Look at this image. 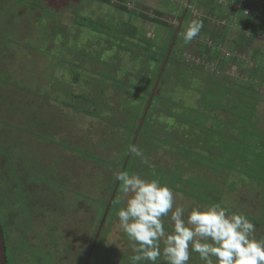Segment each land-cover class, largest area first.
<instances>
[{"label":"rangeland","instance_id":"374dc122","mask_svg":"<svg viewBox=\"0 0 264 264\" xmlns=\"http://www.w3.org/2000/svg\"><path fill=\"white\" fill-rule=\"evenodd\" d=\"M20 1L0 0V205L5 201V189L14 187L19 199L23 198L24 210L18 208L16 211L8 204L4 208L0 207V215L6 234L9 235V229L14 237L11 238L12 249L18 254L22 241L20 235L24 236L28 227L27 241H22L24 253H20L19 264H83L85 259L82 261L80 254L83 257L90 249L94 235L92 230L103 216L105 201L109 195L112 197L118 185L116 183L111 189L115 181L114 173L118 171L111 162H120L124 145L133 136L122 123L128 119L122 111L132 109L133 103L139 101L137 95L143 92L131 83L140 84L141 87L146 83L138 74L141 64L133 59L132 52L118 50L113 36L103 31L106 20H110L108 14L113 15L107 3L101 0ZM219 1L228 6L227 11L231 5L238 11L219 45L223 51L228 52L227 55H236L239 52L227 49L232 36H238L241 32V35H252L239 25L238 17L252 11L254 13L257 8H246L243 4L246 0ZM249 1L258 7L264 4V0ZM136 2L143 5H136L138 3L135 4V0L128 1L127 5L174 24L179 23L177 16L185 6L190 9L191 19L200 20L207 14L206 6L199 0ZM33 3L40 6L33 8ZM116 10L119 12L116 11L114 16H121L122 10ZM87 18L100 21L102 30L93 31L86 25L89 22ZM127 18L128 14L124 20ZM255 19L254 22L264 26V16ZM130 21L139 27L138 34L143 33L145 37H152L158 42L165 41L168 26L146 18L134 17ZM225 22V19H210L214 30ZM44 23L49 29L47 35ZM43 35H46L44 39ZM89 39L93 40V44L89 43ZM137 41L145 44L142 40ZM28 45L45 48V52L27 48ZM257 48L264 53V36H256L246 47L245 53L238 54V59H246L248 65L247 62H240L223 69L217 59L207 61L206 56L200 54L197 39L186 44L181 35L172 59L168 62L166 58L163 62L153 96L161 92L169 99L178 98L184 105L179 109L183 117L184 114L189 116L200 113L197 111L198 103L203 96L210 107L202 106L201 103L199 107L208 117L201 115L194 122L181 117L175 118L170 124L163 123L159 107L164 98L151 107L149 102L148 114L156 116L151 121L156 128L149 129L148 133L170 140L174 147L165 143L152 152L151 148L158 141L146 134L144 128L140 135L142 139L138 140L140 136L137 137L138 142H142L141 148L136 146L143 152V158L130 155L126 171L129 175L135 171L142 179H158L166 184L175 193L176 205H182L186 210L196 206H217V203L226 206L224 208L229 213L245 215L255 225V237L264 239V139L254 133H264V54L256 53ZM96 49L100 51L99 54L103 52V60L109 62L110 69L116 68L117 76L126 80L128 85L104 78L101 73L99 75L94 71H102L108 65L97 58L94 53ZM135 50L147 52L139 48ZM113 52H118V57H114ZM245 65L248 68L244 70ZM254 65L262 67L256 76H251ZM125 68L126 72L123 70ZM166 68L167 76L162 80ZM72 70L79 73L76 79ZM201 70L199 74L197 71ZM102 72L106 74L107 71ZM108 73L111 74L110 71ZM50 78L53 80L47 84ZM212 81L225 87L226 93L222 94L221 89H216ZM246 83L249 84L248 88L242 86ZM64 87H69V92L64 91ZM70 89L84 98L80 99L76 95L73 97L74 93ZM182 89L186 90L182 92ZM205 89L207 94L203 92ZM12 97L15 102H10ZM5 98L10 105L3 103L2 99ZM236 103H239V112L248 113H234L231 108ZM211 116H219L223 120L215 121ZM27 124V131L17 129V126ZM162 125L166 133L162 131ZM221 126L229 127V135H222L219 130ZM14 129L17 131L12 133ZM184 131L187 132L186 136H182ZM242 133L244 138L239 141L238 137ZM217 143L221 146L216 147ZM210 148L213 150V160H209L211 156L208 159L206 156ZM188 157L195 165L188 161ZM217 163L218 166L213 167L223 171L211 169L212 164ZM225 164L231 165V170L235 172L228 181L224 180ZM201 165L205 167L200 169ZM215 180L220 182L219 190ZM232 180L236 189L229 186ZM121 196L118 185L102 231L96 233L98 239L89 264H131V257L135 253L126 234L120 229L117 217L122 206L117 201ZM28 209H31L30 212ZM3 213L9 220L8 228ZM13 213H24V216H18V222H13ZM98 214L101 217H97ZM254 218L258 220L257 225ZM51 221L57 223V244L51 243V234L54 236L56 232L51 227ZM164 223L165 232H171V222L165 218ZM32 242L46 249H40L39 252L36 246L35 249L31 247ZM158 264H165V261L161 259ZM189 264L203 262L197 253H191Z\"/></svg>","mask_w":264,"mask_h":264},{"label":"trees","instance_id":"16d2710c","mask_svg":"<svg viewBox=\"0 0 264 264\" xmlns=\"http://www.w3.org/2000/svg\"><path fill=\"white\" fill-rule=\"evenodd\" d=\"M22 1H25V0H21L20 2H22ZM101 1L104 2V3H107L108 4V9L113 13V15L110 14V13L108 14V16L110 17V20L109 21L106 20L107 24H104L106 28L103 31H105L106 33H108V34L113 36L112 37V38H114L113 41L117 42L118 50L123 49L125 51H131L132 52L131 56L133 57V59H135V60L137 59L138 62L141 64V70L138 72V74H141L140 76L142 77L143 80H145V83H146L144 87H141L140 84L131 83V85L133 87H137L138 89L142 90L143 94L142 95H137V97L139 98L138 103H133V101L132 102L130 101L131 103H133V106H132L133 108L132 109H130L129 111H127V110H123L122 111V113L125 114L128 117V119L125 120V121H122V123H123V125H125V127L128 129V131H130L133 134L132 138H129L128 142L126 143V145H124L125 149H124V151L122 153V158H121L120 162L119 163L111 162L114 167H117V170H122V166H123V164H124V162L126 160L128 152L130 150V146L132 145V142L134 140V137H135L136 131L138 129L139 123H140V121H141V119L143 117V114L145 113V111L147 109V106L149 104V101H150L151 95L153 93L154 87H155L156 82L158 80V77L160 75L163 62L167 58L168 54H169V56H168L169 61L168 62H170V59H172V55L174 53V49H175V47H176V45H177V43L179 41V37H181L183 31L186 29L188 24L192 20H195V19H191L190 18V16H189L190 15V9L187 6L181 8V11L179 12V16H177V18L179 20V23L178 24H174L173 22H169V21H167L165 19H162L160 17H154V16H151L150 14H148L146 12L138 11L137 9L129 7L127 5V2L131 1V0H117L115 2H112V0H101ZM190 1H193V0H190ZM199 1L204 3L203 5H205L206 8H207L206 16H203L200 19V20L203 21V28L201 29L200 34L195 38V39H197V47L199 49L200 54H202L203 56H206L207 61L213 62L214 59H217L218 62L221 63V68H223V69H225L230 64H239L240 62H244V63L247 62V65H248V61L246 59H242V60L238 59V54L245 53V51L247 50L246 47L252 42L253 39H255L256 36H264V26L260 25L259 23L254 22L256 20L255 18H259L260 19L262 16H264V4L261 5L260 7H258L256 5L251 4V2L249 0L244 1L243 4H244V6L246 8L249 9L252 6L254 8H257V11L254 12V13L252 11V13H250V14L244 15L242 17H238V18H240L239 25L242 26L243 29H246V30L250 31L252 33V35H249V36L241 35L242 32L239 33L238 36L237 35L236 36L233 35L232 38L228 42L227 49L229 51H237L239 53L238 54L236 53V55H231V54L227 55L228 52L226 53L225 51H223L219 47V45H220V43H222L221 42V38H223L225 36V34H227V31L230 28V22L235 19V16L237 15L238 11H236V9L234 10L232 8L233 7L232 5L230 7L231 9L229 11H227L228 10V6L226 4H224L223 2H220L219 0H208V1L199 0ZM236 1H239V0H236ZM136 3H138V4H136ZM167 3L171 4L170 1H167ZM135 4L139 5V6L143 5V4L139 3V2H136V0H135ZM31 6L34 8V7H37V6H40V5L39 4L36 5L35 3H33ZM41 9H43V8H41ZM116 9L122 10V15L121 16H118V17L114 16V14L116 15V11H117V13L119 12ZM126 14H128V18L126 20H124ZM158 14L163 15L162 12L161 13L158 12ZM134 17L141 18V19L146 18V19L151 20L153 22H157V23H160L162 25L168 26L169 31H168V34L166 35L165 41L158 42V41H155L152 37H150V38L149 37L148 38L145 37V35L143 33L142 34H138V33H140L139 32L140 31L139 27L134 25V23H132L130 21ZM212 17L217 18L219 21H222V20L225 19L226 22L222 23L220 25V27H218L216 30H214L213 26L210 23V19ZM87 20L89 22H87L86 25L88 27H90L93 31H101L102 30L100 21L94 20L92 18H89V19L87 18ZM81 23L83 24V21ZM122 23H123V25H122ZM44 27H46V23H44ZM113 30H115V32L111 33V31H113ZM45 31H46V35H47L49 29H47V27H46ZM122 33L129 35L130 38L127 39L125 37V35L122 34ZM46 35H43V39L46 37ZM202 35H203V38L201 37ZM200 37L202 39H200ZM136 39L144 41L145 44L139 43ZM225 39H227V37H225ZM106 40H107V42L109 41L108 39H105V41ZM245 40H247L248 42L245 41ZM92 41L93 40L89 39V43L90 44H93ZM101 41H103V40L101 39ZM95 44L98 45V42H96ZM152 45H154V47H152ZM27 48H32V49H35L37 51H38V49H40V50L45 52V48L43 49L42 47L41 48H36V47H33L32 45H28ZM136 48H139V49H142V50H146L147 52H141L139 50H135ZM80 52H83V51H80ZM99 52L100 51L96 49V51L94 53L96 54L97 58L100 59V61H102L105 65L108 64L107 66H105V69H104L107 72L105 74L104 72H102L104 70H102V71L101 70H94V71L98 72L99 75L102 74L101 76H103L104 78H111V79L117 81L118 83L128 85L126 80L121 79L120 77L117 76V73L115 71L116 68L114 70L110 69L111 65L109 64V62H107L106 60H103V57H104L103 52L101 51L102 53H100V54H99ZM255 52L258 53V54H262V55L264 54L261 51L260 48H257L255 50ZM113 56L114 57H118V52H113ZM175 57H176V55L174 56V58ZM144 58H146V59H144ZM71 63L76 64V65H81V64H79L77 62L75 63L73 61H71ZM247 65L244 66V70L247 67ZM261 67H262L261 65H254L252 67V69H251L250 75L251 76H256V74L259 72ZM123 70L125 72L127 71L126 68L123 69ZM167 70H168V68H166L165 71L163 72L162 77H161L162 80L165 78V76H167L166 75ZM108 71H110L111 74H109ZM73 72H74V78L76 79V77H77V75H79V73L77 71H73ZM197 72L200 74L202 72V70L201 71H197ZM207 76H208V74L205 75V77H207ZM216 79L219 80V78H216ZM52 80L53 79L50 78V80L47 82V84H51ZM207 82H209V81H207ZM212 82H214V81H212ZM246 82H249V81H246ZM214 84L216 85V89H221L222 94L226 93L224 91V90H226L225 87H223V86L220 87L218 82H214ZM248 85L249 84L246 83L245 85L243 84L242 86L248 88L249 87ZM191 87H193V86H191ZM191 87H189V88H191ZM193 88H195V87H193ZM186 89H182V92H184ZM63 90L64 91L66 90V92H69V87H64ZM72 90H74V89H72ZM72 92L74 93V94L71 93V94H73L72 95L73 97L77 96V97H81L80 99L84 98L81 94L76 95L74 91H72ZM203 92L205 94H207L206 93V89L203 90ZM74 95H76V96H74ZM162 98H164V99L161 100ZM130 100H132V99H130ZM159 100H161L159 109H160V112L163 114V118L161 119V120H163V123H169V122L173 121L175 118L180 119L181 117H182V119L187 120V121L189 120L190 122H194V119L195 118H200L201 115L205 116V117H208V115L205 114L204 112H202L203 110L201 111V109H200V107H201L200 103H201L202 106L210 107V103L207 100H205V98H203V96L200 97V100H199V103H198L199 110H197L196 108L193 109V110H197L200 113L199 114H193V115L189 114V116L184 114V117H183V115L181 113L182 111H179V109L183 108L184 105L181 104V102L179 101L178 98L169 99L168 97H165V95L163 93H161V92L155 93V95L151 99L150 107L154 106V103L156 101H159ZM164 101H166V102H164ZM257 103H255V107H256ZM236 104L237 105L235 107H233V109L230 106H229V108L226 107V106L225 107L227 109L231 108V110L234 113H238V114H242L243 112L248 113V111L239 112V103H236ZM150 107L148 106L147 113H146L144 122L142 124V127L140 129V132H139L138 136L141 135V131L144 130V128H145L146 134H150L151 136H153L158 141V143L154 144L153 148H151L152 152H155L156 149L159 148L160 145H162V144L167 143L168 145H171V141L170 140L167 141L166 138L162 139L158 135H155L153 133H150V132L148 133L149 129H153V127H155V125L152 126L151 121H152V119L156 118V116L155 117L149 116L148 113H149ZM221 107H222V104H221ZM189 108H193V107H185V109H189ZM234 109H236V112L234 111ZM254 112L255 111H253V113ZM211 117H213V116H211ZM213 118H214L215 121L216 120H223V119L219 118V116H215ZM159 120L160 119H158V121ZM179 124H180V122H179ZM120 126H122V125H120ZM168 126H172V125H167V127ZM178 127H179V125H178ZM210 129L212 130V128H210ZM162 131L166 133V128H164L163 125H162ZM216 131H218V130H216ZM254 133H256V132H254ZM186 134H187L186 131L182 132V136H186ZM257 134L262 136L263 139H264V134H261V133H257ZM222 135L226 136L227 134L222 133ZM243 136L244 135L242 133L238 137L239 141L244 138ZM230 137L231 138H235L234 136H230ZM139 139H142V136H140L138 138V140ZM138 140H136L135 146L138 145V147L141 148L142 142L139 143ZM159 142L160 143L163 142V143L160 144ZM171 146L174 147L173 145H171ZM219 146H221V145H219L217 143L216 147H219ZM209 153L206 152L207 159L210 158L209 156H211V158L209 160H213L214 154H213V150L211 148L209 150ZM186 156H188V155H186ZM130 158H131V156H130ZM130 158L128 160V163L130 161ZM188 161L191 164H194L189 159V157H188ZM128 163L126 165V168L128 166ZM152 165L155 166L156 164L152 163ZM225 165H226V167L231 169L230 168L231 165H227V164H225ZM202 166L203 165L199 166L200 169H203L205 167V166L204 167H202ZM213 166H216V164H214V165L212 164V167H211L212 169L215 170L216 168L213 167ZM126 168H125L124 171H126ZM132 171L133 170H131L129 172H132ZM133 173H136V172L134 171ZM136 174H138V173H136ZM206 178H207V176H206ZM215 182H217L215 185H216L217 190H219L218 189V183H220V182H218L216 180L214 181V183ZM116 183L117 182L114 181L113 186L111 187V189H113V187L116 185ZM233 184H235V183L232 181V182H230L229 186L232 189H236V186L233 185ZM66 188H68V187H66ZM66 192L68 193L67 190H66ZM71 192H73V191H71ZM75 194H77V192H75ZM4 195H5L4 196L5 201L3 200L4 204L0 205L1 208H4V205H8L9 204L10 205L9 207L12 208V209L15 208L16 211L18 210V208H22L24 210V203L22 201L23 198L21 197L19 199L20 196H18V192H17V190L14 187H13V189L11 187L9 189L8 188L5 189ZM114 198H115V196H114ZM109 200H110V195H109V198L105 201V203H104L105 206L104 207L107 208ZM113 201H114V199H113ZM99 203H100V200H99ZM112 204H113V202H112ZM112 204H111V206H112ZM215 204L217 206H222L223 208L226 207V206H223L222 204H217V203H215ZM111 206H110V208H111ZM106 208H105V210L103 212V215H104V213L106 211ZM110 208H109V211H110ZM1 210L3 211V209H1ZM30 210L28 209V212H30ZM65 211H67V209ZM109 211L107 213V216L109 214ZM263 212H264V209H263ZM19 213H21L20 209H19ZM98 213H100V212H98ZM12 215H10V216H12V220L14 219L13 222H16V220L18 222V216H20V215L24 216V213L20 214V215L19 214L16 215L15 213H13ZM3 216H4V213H3ZM16 216H17V219H16ZM99 216H100V214H98L97 217H99ZM0 218H1V215H0ZM106 219H107V217H106ZM1 220H2V218H1ZM101 220H102V218L98 219L97 224L95 226V229L92 230L94 235H95V233L97 231L99 221H101ZM4 221L6 222V224H7L6 226L8 228L9 220H8V218L6 216H4ZM254 221H255V223L257 225L258 224V220L256 218H254ZM55 222L56 221H51V227L54 229V231H56V232H54V236H51V241H52L51 243L57 244V240H58L57 231H58V228L56 227L57 223H55ZM105 222H106V220H105ZM105 222H104V224H105ZM29 223H30V221H29ZM2 224H3V220H2ZM3 227H4V224H3ZM4 231H5V227H4ZM8 233H9V235H6V232H5V235H6L7 242L10 244L11 243V238L13 237V235H11L9 229H8ZM27 234H28V227H27L26 234L24 236H22V234L20 235L22 241H24V240L27 241ZM94 235H93V237H94ZM22 241H21V244H19V248L21 250L18 251L19 254L17 253L18 254L17 255L18 263H17V258H14L12 252H10L11 255L9 254V256H8V264H12V263L13 264H19L20 253L21 254L24 253L23 252L24 251V249H23L24 243ZM35 246H36V249H38L37 251H39V252H40V249H42V250L46 249V247H43L42 245L40 247V245H38V244L35 245V243L32 242L31 247L33 249H35ZM50 246H52V245H50ZM25 251H26V249H25ZM27 251H30V249L27 250ZM40 255H41V253H40ZM40 255H38V257H40ZM41 257H42V255H41ZM12 259H14V261Z\"/></svg>","mask_w":264,"mask_h":264},{"label":"clouds","instance_id":"9594fccd","mask_svg":"<svg viewBox=\"0 0 264 264\" xmlns=\"http://www.w3.org/2000/svg\"><path fill=\"white\" fill-rule=\"evenodd\" d=\"M203 28V21L192 20L182 33L190 43ZM131 154L143 158L135 145ZM146 162V161H145ZM122 196L117 203L120 229L130 243L131 264H189L197 253L203 264H264V239L255 237V225L245 215L229 213L222 206L176 205L175 193L158 179H142L127 171L114 173ZM172 225L165 232L164 220Z\"/></svg>","mask_w":264,"mask_h":264},{"label":"water","instance_id":"95a60500","mask_svg":"<svg viewBox=\"0 0 264 264\" xmlns=\"http://www.w3.org/2000/svg\"><path fill=\"white\" fill-rule=\"evenodd\" d=\"M168 56H169V54L167 55V58H168ZM157 83H158V80H157V82H156V85H157ZM152 97H153V93H152V95H151V98H150V101H149V102H151ZM148 106H149V105H148ZM148 106H147V109H148ZM147 109H146L145 113L143 114V117H142V119H141V121H140V123H139L138 129H137V131H136V134H135V137H134V140H133V142H132L131 147H132L133 145H135V143H136L137 137H138V135H139L140 129H141V127H142V124H143V122H144V119H145V116H146V113H147ZM130 155H131V148H130V151H129L127 157H126V160H125V162H124L125 164H124L122 170H125L126 165H127V163H128V160H129V158H130ZM118 185H119V184H118ZM118 185L115 187L114 193H113L112 197L110 198V200H109V202H108V205H107L106 211H105V213H104V215H103V217H102L101 223H100V227H99V229H98V231H97L98 234H100V231H101V229H102V227H103V225H104V222H105L106 217H107V213H108L109 208H110V206H111V204H112V202H113V199H114V196H115V193H116V190H117ZM97 239H98V237L96 236V237H95V240H94V242H93V247L95 246ZM87 263H88V259L86 260L85 264H87ZM0 264H8L6 236H5V231H4V227H3V224H2V220H1V218H0Z\"/></svg>","mask_w":264,"mask_h":264},{"label":"crops","instance_id":"0c3cea01","mask_svg":"<svg viewBox=\"0 0 264 264\" xmlns=\"http://www.w3.org/2000/svg\"><path fill=\"white\" fill-rule=\"evenodd\" d=\"M21 54V53H20ZM18 55V54H17ZM17 55H16V57H17ZM20 58V57H19ZM21 59V58H20ZM20 59H17V60H19L20 61ZM2 78V77H1ZM2 80H4L5 81V79H3L2 78ZM47 83V82H46ZM17 86V85H16ZM18 88H20V86L18 87ZM11 97V96H10ZM2 101H3V103L5 104V105H7V104H9L10 105V103H9V101L5 98V99H2ZM10 102H15V99H14V97H12L11 98V101ZM3 104V105H4ZM4 105V106H5ZM8 105V106H9ZM17 112H19V111H17ZM22 113H24L23 112V109H22ZM24 115V114H23ZM25 116V115H24ZM18 128V130H20V128H22V129H24V131H27L28 129V124L26 125V126H17ZM220 130V132L221 133H224V134H228V130H229V127L228 126H221V129H219ZM15 131H17L16 129H14V130H12L11 132L13 133V132H15ZM29 132V131H28ZM256 133H260V132H257V131H255ZM261 134H264V133H261ZM207 153H209V151H207ZM210 154V153H209ZM205 165H207L206 163H205ZM216 166H218V164H216ZM226 167V166H225ZM212 169V168H211ZM214 170V169H213ZM216 170V169H215ZM214 170V171H215ZM219 171H223V170H216V172H219ZM225 173H224V175L226 176V178L224 179L225 181H228V180H231V178H230V175L232 174V176H233V174L235 173L233 170H231V169H229L228 167H226V170L224 171ZM222 173L223 172H221L220 173V175H219V177H220V179H221V175H222ZM228 176H229V178H228ZM224 180H222V181H224ZM233 181V180H232ZM237 181V180H236Z\"/></svg>","mask_w":264,"mask_h":264},{"label":"flooded vegetation","instance_id":"af4514ba","mask_svg":"<svg viewBox=\"0 0 264 264\" xmlns=\"http://www.w3.org/2000/svg\"><path fill=\"white\" fill-rule=\"evenodd\" d=\"M100 223H101V221H99V224H98V228H97V231H98V229H99V227H100ZM97 231H96V233H97ZM96 233H95V235H94V237H93V242H94V240H95V236H96ZM7 235V234H6ZM5 235V236H6ZM51 236H52V234H51ZM93 242H92V244H91V247H90V249L87 251V253L82 257V254H80L81 255V258H82V260L83 259H85L84 260V263L86 262V260L88 259V263L90 262V260H91V257H92V255H93V253H94V248H95V246L93 247ZM6 243H7V258H8V256H9V254H10V252H12V254H13V257L14 258H17V263H18V257H17V252H13V250H12V244L10 243H8L7 242V239H6ZM81 250H83V249H81ZM80 250V251H81ZM11 255V254H10ZM79 257V256H78ZM13 261H14V259H12ZM83 263V264H84ZM87 263V264H88ZM13 264V263H12Z\"/></svg>","mask_w":264,"mask_h":264}]
</instances>
